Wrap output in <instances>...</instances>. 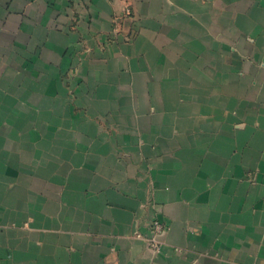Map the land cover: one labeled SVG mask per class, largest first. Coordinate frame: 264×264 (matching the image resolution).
Masks as SVG:
<instances>
[{"label":"crops","instance_id":"1","mask_svg":"<svg viewBox=\"0 0 264 264\" xmlns=\"http://www.w3.org/2000/svg\"><path fill=\"white\" fill-rule=\"evenodd\" d=\"M0 264H264V0H0Z\"/></svg>","mask_w":264,"mask_h":264},{"label":"built area","instance_id":"2","mask_svg":"<svg viewBox=\"0 0 264 264\" xmlns=\"http://www.w3.org/2000/svg\"><path fill=\"white\" fill-rule=\"evenodd\" d=\"M166 226L158 218H154L149 223V235L147 237L148 245L156 252L160 250L161 236L165 233Z\"/></svg>","mask_w":264,"mask_h":264}]
</instances>
